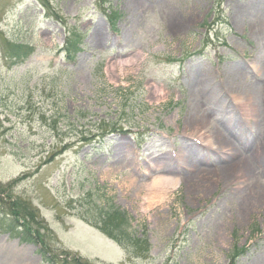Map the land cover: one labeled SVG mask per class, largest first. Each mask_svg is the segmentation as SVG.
<instances>
[{
    "label": "rangeland",
    "instance_id": "rangeland-1",
    "mask_svg": "<svg viewBox=\"0 0 264 264\" xmlns=\"http://www.w3.org/2000/svg\"><path fill=\"white\" fill-rule=\"evenodd\" d=\"M72 29L84 49L68 62ZM11 42L34 50L13 63ZM153 175L163 202L141 212ZM14 179L51 256L229 264L239 246L235 264H264V0H0V181ZM102 195L135 243L96 226ZM5 262L49 264L0 225Z\"/></svg>",
    "mask_w": 264,
    "mask_h": 264
},
{
    "label": "trees",
    "instance_id": "trees-1",
    "mask_svg": "<svg viewBox=\"0 0 264 264\" xmlns=\"http://www.w3.org/2000/svg\"><path fill=\"white\" fill-rule=\"evenodd\" d=\"M119 17H121L120 11L115 8L109 10L108 18L113 25H116L115 21H118ZM8 49L13 63L24 62L34 50L32 46L23 42H11ZM83 49L84 34L77 29L69 30V34L61 47L63 57L68 62H75L79 52ZM137 140L143 141L144 139L138 138ZM17 181L18 179H14L6 185L0 181V201L2 202L0 205V225L7 226L9 232L19 237L20 240L35 243L43 260L49 264H89V260L83 259L80 254L68 250L56 252L54 256H51V252L54 251L45 243L40 233L31 224L29 225L30 222L28 223L29 219L34 220V213L28 212L30 207L23 204L21 198H13L7 192L9 188L12 189V185ZM102 196H99L93 205L94 208H98L101 215L96 226L120 243L125 245L135 243L141 237L138 236L137 229L132 224V217L114 204L110 197ZM244 251V247L235 246L230 253L229 264H235L237 256Z\"/></svg>",
    "mask_w": 264,
    "mask_h": 264
},
{
    "label": "clouds",
    "instance_id": "clouds-1",
    "mask_svg": "<svg viewBox=\"0 0 264 264\" xmlns=\"http://www.w3.org/2000/svg\"><path fill=\"white\" fill-rule=\"evenodd\" d=\"M134 180L138 179V178H133ZM157 179L156 175H153L151 177V179L149 180H143L142 183L145 186V191L141 192L139 194V204H140V211L141 212H148L152 207L158 206V203H162L163 201H155L154 197L152 195L149 194L151 185L155 182V180Z\"/></svg>",
    "mask_w": 264,
    "mask_h": 264
},
{
    "label": "bare ground",
    "instance_id": "bare-ground-1",
    "mask_svg": "<svg viewBox=\"0 0 264 264\" xmlns=\"http://www.w3.org/2000/svg\"><path fill=\"white\" fill-rule=\"evenodd\" d=\"M9 257H10V256H9V254H8V255L5 256V259H7V258H9ZM11 260H12V259H11ZM13 261H15L16 263L19 262V260H17V259H13ZM1 262H2V260H1ZM6 262H7V261H6ZM6 262H5V264H6ZM0 264H1V263H0Z\"/></svg>",
    "mask_w": 264,
    "mask_h": 264
}]
</instances>
